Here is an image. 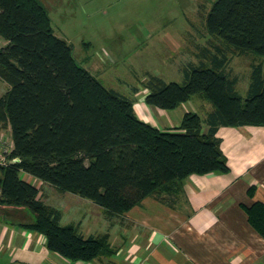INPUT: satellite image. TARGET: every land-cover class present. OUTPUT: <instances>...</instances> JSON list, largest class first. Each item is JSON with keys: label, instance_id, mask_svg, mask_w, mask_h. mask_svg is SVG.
Returning a JSON list of instances; mask_svg holds the SVG:
<instances>
[{"label": "trees", "instance_id": "16d2710c", "mask_svg": "<svg viewBox=\"0 0 264 264\" xmlns=\"http://www.w3.org/2000/svg\"><path fill=\"white\" fill-rule=\"evenodd\" d=\"M214 53L204 50L185 81L150 76L145 103L172 110L202 95L211 105L202 121L186 113L172 131L139 121L132 102L105 88L52 33L39 0H0V125L10 133L9 163L0 165V205L28 209L26 229L45 237L59 256L91 262L115 253L108 235L87 236L60 224L61 212L38 198L27 174L61 193H71L119 217L154 195L178 193L191 175L230 171L216 137L220 126H264V62L253 64L247 96L236 92L227 71V52L264 58V0H215L204 17ZM254 188L250 189L252 194ZM250 225L264 239V204L245 208Z\"/></svg>", "mask_w": 264, "mask_h": 264}, {"label": "crops", "instance_id": "0c3cea01", "mask_svg": "<svg viewBox=\"0 0 264 264\" xmlns=\"http://www.w3.org/2000/svg\"><path fill=\"white\" fill-rule=\"evenodd\" d=\"M205 43L213 54L211 42ZM205 43H201L203 48ZM6 44L0 38V48ZM93 68L97 72L95 62ZM93 75L105 88L122 95ZM237 76L231 74L237 79L236 87L241 82ZM132 89L131 97L122 96L132 102L139 121L160 131H172L186 113H195L196 106L205 114H197L202 121L201 133H207L205 121L213 108L202 95L163 110L145 103L146 83L141 91ZM194 98L198 99L195 106ZM216 137L229 173L191 175L182 180L178 193L149 196L117 222L103 217L105 232L91 236L108 235V245L115 250L111 256L91 262L63 258L48 250L42 234L26 229L34 221L28 209L0 205V264H264V239L250 225L245 211L257 202L264 204V126H220ZM22 178L43 184L48 195L57 191L27 174ZM75 226L79 231L82 224Z\"/></svg>", "mask_w": 264, "mask_h": 264}, {"label": "rangeland", "instance_id": "374dc122", "mask_svg": "<svg viewBox=\"0 0 264 264\" xmlns=\"http://www.w3.org/2000/svg\"><path fill=\"white\" fill-rule=\"evenodd\" d=\"M39 1L47 10L52 33L71 46L75 61L127 97L133 94L132 88L144 89L150 76L166 83H184L188 68L207 61L202 52L209 50L205 42L213 41L205 32L204 17L215 0ZM201 43H205L204 48ZM226 55L227 71L240 76L236 92L244 99L250 81V64L263 63L264 58L253 54L237 56L227 51ZM8 89L0 79V97ZM192 100L194 105L198 99ZM195 107V113L204 117L203 111ZM0 136L9 148L11 139L6 125H0ZM33 184L39 189L40 199L61 212L60 224L80 222L79 231L85 237L105 232L103 217L110 222L115 218L117 222L118 217L108 218L102 208L87 199L59 191L48 195L43 184Z\"/></svg>", "mask_w": 264, "mask_h": 264}, {"label": "built area", "instance_id": "2783aa9c", "mask_svg": "<svg viewBox=\"0 0 264 264\" xmlns=\"http://www.w3.org/2000/svg\"><path fill=\"white\" fill-rule=\"evenodd\" d=\"M7 141L3 140L0 136V165H7L9 163L8 155L11 152V144H9V148H6Z\"/></svg>", "mask_w": 264, "mask_h": 264}]
</instances>
